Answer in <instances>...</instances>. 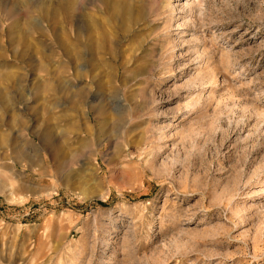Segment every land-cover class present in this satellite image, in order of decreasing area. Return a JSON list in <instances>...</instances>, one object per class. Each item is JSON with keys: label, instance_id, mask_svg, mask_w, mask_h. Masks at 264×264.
<instances>
[{"label": "rangeland", "instance_id": "1", "mask_svg": "<svg viewBox=\"0 0 264 264\" xmlns=\"http://www.w3.org/2000/svg\"><path fill=\"white\" fill-rule=\"evenodd\" d=\"M0 264H264V0H0Z\"/></svg>", "mask_w": 264, "mask_h": 264}, {"label": "bare ground", "instance_id": "2", "mask_svg": "<svg viewBox=\"0 0 264 264\" xmlns=\"http://www.w3.org/2000/svg\"><path fill=\"white\" fill-rule=\"evenodd\" d=\"M42 5V4H41ZM81 8V6H80ZM48 10L46 7L42 6L41 11H40V16H45L47 15ZM87 15L85 14L84 10L78 9V11L76 13H74L72 15L74 22H75V26H74V47L72 48V52L70 53L69 50L68 53L71 54V60L73 62L74 65V75L77 78H86V77H90V79L93 81L94 77V71L98 68L99 64V55L102 53L105 56H107V58L109 59V63L107 65H110L111 61L115 60L116 54H115V39L113 37H107L105 36L103 39L100 40H96L94 43L91 39V36L89 34V19L88 17H86ZM116 16H120L121 20L123 23H125L127 26H133L137 23L138 19L136 16H134L131 11L129 9H124V8H120L117 12H116ZM88 22V24H87ZM123 32L120 31V35H122ZM102 51V52H101ZM101 52V53H100ZM2 56V55H1ZM44 60H49L48 55L47 56H42L41 57ZM116 69L118 70L119 67L116 66ZM117 70H116V74H117ZM81 90V89H80ZM83 90L76 92L77 99H82L83 97ZM45 135V134H44ZM43 142H44V146H45V150L47 151V153L50 152V154L55 157L60 148H57L56 146H53L52 143L50 142V136L46 135L43 138ZM30 144V143H29ZM30 146L32 147V149L34 151L37 150L36 146H34V144H30ZM27 148V146H26ZM26 148L24 149H19L18 150V155L19 157H24L27 158L29 160L28 165H32V160H30V158H28L27 153H26ZM63 151V150H61ZM96 157V154H94ZM51 156V157H52ZM59 158V156H58ZM53 159V158H52ZM43 161L46 162L47 160L44 158ZM95 162L97 163V158H95ZM95 163V164H96ZM17 165H20L21 167H23L22 164H17L14 163L13 164V168L14 170H12L11 174L12 177H15L18 179V184L15 185V183H9L8 181L3 180L1 183V188H3V186H8V184H10V186L12 188H18V189H24L26 188V177L21 176L20 173H17L19 170L17 169ZM35 193V192H33Z\"/></svg>", "mask_w": 264, "mask_h": 264}]
</instances>
